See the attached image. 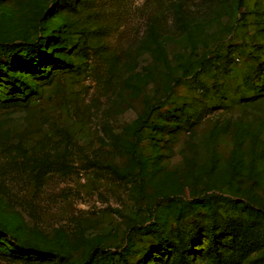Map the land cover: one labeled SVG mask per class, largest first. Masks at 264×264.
Returning <instances> with one entry per match:
<instances>
[{"label":"rangeland","instance_id":"rangeland-1","mask_svg":"<svg viewBox=\"0 0 264 264\" xmlns=\"http://www.w3.org/2000/svg\"><path fill=\"white\" fill-rule=\"evenodd\" d=\"M0 264H264V0H0Z\"/></svg>","mask_w":264,"mask_h":264}]
</instances>
